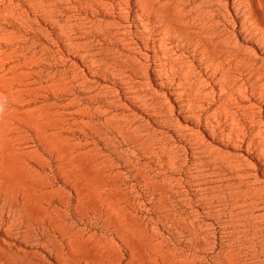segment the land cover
I'll return each mask as SVG.
<instances>
[{"label":"rangeland","instance_id":"rangeland-1","mask_svg":"<svg viewBox=\"0 0 264 264\" xmlns=\"http://www.w3.org/2000/svg\"><path fill=\"white\" fill-rule=\"evenodd\" d=\"M172 2L0 0V264H264L232 66Z\"/></svg>","mask_w":264,"mask_h":264},{"label":"bare ground","instance_id":"bare-ground-1","mask_svg":"<svg viewBox=\"0 0 264 264\" xmlns=\"http://www.w3.org/2000/svg\"><path fill=\"white\" fill-rule=\"evenodd\" d=\"M41 1V0H40ZM51 1V0H50ZM74 1V0H73ZM84 1V0H83ZM97 1V0H96ZM109 1V0H108ZM174 2H172L173 6L172 8H174V11L172 9L173 12H176L177 13V10L178 9H181V13H182V20H184V26L186 29V31H190L191 33H189V36L192 34L196 37V41L198 42V45H199V48L200 50L202 51L203 50V54L200 55V56H205L207 54H209V52L211 51L212 55H219L217 57L220 58V64L219 65H225V67H228V66H232V81L233 82H230V84H234V103H235V112H236V138H237V143L238 145L241 147L243 143L246 144V149L248 150V155H249V158L250 160H254V164L251 166V165H248L250 167V170H252L254 172V177L257 179L259 178L261 175L263 176L264 178V0H173ZM67 2V1H66ZM72 2V1H71ZM94 2V1H93ZM121 2V1H120ZM47 3V2H46ZM83 3V2H82ZM96 3V2H95ZM94 3V4H95ZM98 3H99V0H98ZM111 3V2H110ZM109 3V4H110ZM120 4V3H118ZM125 4V3H124ZM88 5H89V2H88ZM126 5V4H125ZM40 6V5H39ZM43 6V5H42ZM40 6V8L42 7ZM76 6V5H75ZM74 6V7H75ZM87 6V4H86ZM129 6V5H128ZM180 8H179V7ZM49 7V6H48ZM47 7V8H48ZM73 7V6H72ZM85 7V6H84ZM100 7V6H99ZM122 7V6H121ZM125 7V6H124ZM55 8V7H54ZM83 8V7H82ZM90 8V7H89ZM104 8V7H102ZM120 8V7H118ZM46 9V8H45ZM76 9V7H75ZM107 9V8H105ZM48 10V9H47ZM53 10V9H52ZM73 10V9H72ZM84 10V9H83ZM100 10V9H99ZM124 10V9H123ZM44 11V9H43ZM106 11V10H105ZM104 11V12H105ZM180 10H178L179 12ZM46 12V11H45ZM48 12V11H47ZM56 12V11H55ZM54 12V13H55ZM78 12V11H77ZM87 12V11H86ZM91 12V11H90ZM122 12V11H121ZM50 13V12H48ZM51 13H53V11H51ZM75 13V12H74ZM95 13V12H94ZM175 13V14H176ZM65 14V13H64ZM73 14V13H72ZM88 14V13H87ZM93 14V13H92ZM91 14V15H92ZM98 14V13H95V15ZM122 14V13H121ZM174 14V15H175ZM54 15V14H52ZM90 15V16H91ZM103 15V14H102ZM68 16V15H67ZM66 16V17H67ZM70 16V15H69ZM75 16V15H74ZM94 16V15H93ZM92 16V17H93ZM119 17V16H118ZM181 17V16H180ZM47 18V17H46ZM53 18V17H51ZM50 18V19H51ZM95 18V17H93ZM98 20L100 19L99 17H97ZM96 18V20H97ZM177 18V17H176ZM45 19V18H44ZM54 19V18H53ZM51 19V20H53ZM66 19V18H65ZM64 19V21H66ZM72 19V18H71ZM74 19V18H73ZM120 19V18H119ZM179 19V18H177ZM76 20V19H75ZM83 20V19H82ZM97 20V21H98ZM181 20V19H180ZM63 21V22H64ZM79 21V20H78ZM94 21V20H93ZM48 22V20H47ZM73 22V21H72ZM77 22V21H76ZM80 22H81V19H80ZM112 22V21H111ZM109 22V23H111ZM114 22V21H113ZM112 22V24H113ZM179 22V20H178ZM182 22V21H181ZM55 23H58V22H55ZM67 23V22H66ZM70 23V22H69ZM79 24V23H78ZM95 24V23H93ZM76 25V24H74ZM97 26V25H96ZM112 26V25H111ZM115 26V25H114ZM113 26V27H114ZM175 26V25H173ZM52 27V26H51ZM61 27V26H59ZM71 27H73L71 25ZM76 27V26H75ZM80 27V25L78 26ZM83 27V26H82ZM81 27V28H82ZM86 27V26H85ZM117 27V26H115ZM92 29V27H90ZM90 28H89V32H90ZM183 28V27H182ZM70 29V28H69ZM67 29V30H69ZM80 29V28H79ZM95 30L97 29L94 28ZM59 30V29H58ZM66 30V29H65ZM64 30V31H65ZM78 30V29H77ZM86 30V28L84 29ZM82 31V30H81ZM70 32V31H69ZM72 32H74V29H72ZM84 32V31H82ZM93 32V31H92ZM116 32V30H115ZM174 32V30H173ZM188 32H186L188 34ZM60 33V32H59ZM67 33V32H66ZM94 33V32H93ZM175 33V32H174ZM182 33V32H181ZM57 34V33H56ZM71 34V33H70ZM76 34V33H75ZM84 34V33H83ZM108 34V33H107ZM114 34V33H113ZM112 34V35H113ZM116 34H118L116 32ZM61 35V34H60ZM80 35V34H78ZM91 35V34H90ZM106 36V34H104ZM184 35V33H183ZM183 35H179L181 38H183ZM64 36L66 37V35L64 34ZM69 36V35H67ZM71 36V35H70ZM82 36V35H81ZM94 36V35H93ZM174 36V34H173ZM64 37V38H65ZM73 37V36H72ZM71 37V38H72ZM78 37V36H76ZM74 37V39L76 38ZM107 37V36H106ZM112 37V36H111ZM187 37V36H186ZM63 38V37H62ZM79 38V37H78ZM108 38V37H107ZM189 38V37H188ZM70 39V37H69ZM89 40V37L87 38ZM85 39V40H87ZM94 39V38H93ZM91 39V40H93ZM120 39V38H119ZM117 39V41L119 40ZM192 39V37H191ZM111 41H113L111 38H110ZM109 40V42H110ZM121 40V39H120ZM184 40V38L182 39ZM83 41V39H82ZM106 41V40H105ZM108 41V39H107ZM115 41V42H117ZM124 41V40H123ZM190 41V40H189ZM188 41V42H189ZM193 41V39H192ZM74 41H72L73 43ZM79 42V40H78ZM77 41H75V43H78ZM85 42V41H84ZM87 42V41H86ZM122 42V41H121ZM175 42V41H174ZM177 42V41H176ZM71 43V41H70ZM106 43V42H105ZM127 43V42H126ZM186 44V42H184ZM67 44V43H65ZM74 44V43H73ZM73 44L71 45V47L73 46ZM118 44V42H117ZM174 44H177V43H174ZM81 45V43H80ZM82 45H85V44H82ZM89 45V44H88ZM110 45V44H109ZM128 45V44H127ZM182 45V42L181 44ZM42 46V44H41ZM87 46V45H86ZM84 46V47H86ZM91 46V45H89ZM114 46V45H113ZM112 48H116V47H113ZM185 46V45H184ZM194 46V45H193ZM195 46H196V42H195ZM38 47V46H37ZM40 47V45H39ZM76 47V46H75ZM79 47V45H78ZM83 47V46H82ZM83 47V48H84ZM125 47V46H124ZM123 47V48H124ZM128 47V46H127ZM87 48V47H86ZM85 48V49H86ZM134 48V47H132ZM176 48H177V45H176ZM188 48V47H187ZM210 48V50H208ZM74 49V48H73ZM81 49V51L83 50L82 48H79ZM129 49V48H128ZM180 49V48H179ZM194 49V48H193ZM39 50V49H38ZM112 50V49H111ZM115 51H117L116 49H114ZM123 50V49H122ZM186 50V49H185ZM190 50H191V47H190ZM199 49H197L198 51ZM213 50V51H212ZM94 51V50H93ZM91 52L92 54L94 52ZM108 51V49L106 50ZM113 51V50H112ZM131 51V50H130ZM192 51V50H191ZM190 51V52H191ZM196 51V52H197ZM36 52V51H35ZM34 52V53H35ZM80 52V51H79ZM89 53V51H87ZM86 50H85V53H87ZM122 52V51H121ZM132 52V51H131ZM182 52V51H181ZM195 52V53H196ZM214 52V53H213ZM174 53L175 50H174ZM200 53V52H199ZM207 53V54H206ZM116 54V53H115ZM118 54V53H117ZM126 54V53H125ZM182 54V53H181ZM185 54V53H184ZM191 54V53H190ZM198 54V53H196ZM195 54V55H196ZM81 55L82 52H81ZM86 56V54H84ZM89 55V54H88ZM91 55V54H90ZM98 55V53H97ZM109 55V54H108ZM123 55V54H122ZM192 56H194V51H193V54H191ZM210 55V54H209ZM208 55V57H209ZM211 55V56H212ZM84 56V57H85ZM93 55H91L92 57ZM117 56V55H116ZM115 56V57H116ZM127 56V55H126ZM186 56V55H185ZM191 56V57H192ZM87 57V56H86ZM90 57V58H91ZM120 57V56H119ZM118 57V58H119ZM195 57V56H194ZM201 57V58H202ZM89 58V57H88ZM122 58V57H121ZM199 58V57H197ZM101 59V63H103V61H105L104 59ZM99 59V60H100ZM128 59V58H127ZM127 59H124V60H127ZM205 59V57H204ZM203 59V60H204ZM212 59V58H211ZM215 59V58H214ZM213 59V60H214ZM89 60V59H88ZM93 60V59H92ZM91 60V61H92ZM97 60V59H96ZM115 60V59H114ZM122 60V59H121ZM132 60V57L131 59ZM129 60V61H130ZM189 60V59H188ZM207 60L209 61L210 60V57L209 59L207 58ZM94 61V60H93ZM92 61V62H93ZM113 61V60H112ZM120 61V60H119ZM190 61V60H189ZM199 61V60H198ZM127 62V61H125ZM202 62V61H201ZM213 62V61H212ZM219 62V61H218ZM136 63V61H135ZM210 64V67H211V63L209 61ZM217 63V62H215ZM89 64H92V63H89ZM105 62L103 63V66H104ZM111 64V63H110ZM125 64V63H124ZM127 64V63H126ZM131 64H132V61H131ZM205 63H203L204 65ZM97 65V63L95 64ZM114 65V64H113ZM120 65V64H119ZM129 65V64H128ZM134 65V64H133ZM193 65V64H192ZM195 65V63H194ZM206 65V64H205ZM207 65V66H208ZM218 65V63L216 64ZM228 65V66H226ZM94 66V65H92ZM91 66V67H92ZM112 66V65H111ZM131 66V65H130ZM215 66V65H214ZM211 67V68H214ZM230 66V67H231ZM88 67V66H87ZM90 67V66H89ZM98 67V65H97ZM217 66H215V69ZM223 69L220 67V69L224 70V66H222ZM132 68V67H131ZM209 68V67H207ZM219 68V67H218ZM127 69H129L127 67ZM136 69H137V66H136ZM135 69V70H136ZM144 69V68H143ZM124 70V69H123ZM130 70V69H129ZM134 70V71H135ZM146 70V69H145ZM230 70V69H229ZM228 70V71H229ZM141 71V70H140ZM209 71V70H208ZM212 71V70H210ZM226 72V70H224ZM127 72V71H126ZM144 72V71H143ZM215 72V71H214ZM223 72V71H222ZM224 72V74H225ZM230 72V71H229ZM98 73V72H97ZM207 73V71H206ZM124 74V73H123ZM131 74V73H130ZM133 74V73H132ZM131 74V76H132ZM210 74V73H209ZM214 74V73H213ZM218 74V72H217ZM220 74V72H219ZM230 74V73H229ZM127 75V74H126ZM125 75V76H126ZM146 75H149L148 73ZM226 75V74H225ZM224 75V76H225ZM129 76V75H128ZM141 76V75H140ZM139 76V77H140ZM211 76V75H210ZM214 76V75H213ZM227 76V75H226ZM130 77V76H129ZM128 77V78H129ZM137 77V76H136ZM228 76L225 77V81H228L229 78ZM212 78V77H211ZM214 78V77H213ZM223 78V77H222ZM227 78V80H226ZM206 79V78H205ZM215 79V78H214ZM126 80V79H124ZM123 80V81H124ZM131 80H135V79H131ZM130 80V82H131ZM145 80V79H144ZM149 80V78H148ZM216 80V79H215ZM214 80V81H215ZM224 80H223V83H224ZM213 81V82H214ZM219 81H221V76H220V79H218V81L216 83H218ZM230 81V80H229ZM228 81V82H229ZM129 82V83H130ZM144 82V81H142ZM141 82V83H142ZM209 82V81H208ZM212 82V84H213ZM149 82H147L148 84ZM151 83V82H150ZM205 83V82H204ZM215 83V82H214ZM222 83L221 86H224V84H226L227 82H225L224 84ZM144 84V83H143ZM219 84V83H218ZM228 84V83H227ZM151 85V84H150ZM206 85V84H205ZM204 85V86H205ZM217 85V84H216ZM142 86V85H141ZM153 86V85H152ZM209 86H211L209 84ZM228 86V85H227ZM139 87V86H138ZM206 87V86H205ZM204 87V88H205ZM225 87V86H224ZM232 87V86H231ZM141 88V87H139ZM138 88V89H139ZM146 89V87H144ZM152 88V87H150ZM230 89V87H228ZM149 89V88H148ZM153 89V88H152ZM208 89V88H207ZM206 89V90H207ZM137 90V89H136ZM141 90V89H140ZM150 90V89H149ZM213 90V89H212ZM104 91V90H103ZM143 91V90H142ZM145 91V90H144ZM215 91V90H214ZM213 91V92H214ZM220 91L219 94H222L224 95V92H225V89L223 88V91L221 90L220 88ZM226 91H229L227 90L226 88ZM150 92V91H148ZM210 92V91H208ZM212 92V91H211ZM216 92V93H218ZM105 93V92H104ZM140 93V92H139ZM230 93V92H229ZM97 94V93H96ZM102 94V93H101ZM142 94V93H141ZM157 94V92H156ZM213 94V93H212ZM217 94V95H219ZM225 94L228 95V93L225 92ZM98 95V94H97ZM143 95V94H142ZM140 95V96H142ZM151 95V94H150ZM206 95H208L206 93ZM215 94H213L214 96ZM221 95V96H222ZM138 96V94H137ZM157 96V95H155ZM162 96V95H161ZM209 96V95H208ZM210 96L212 97V95L210 94ZM225 96V95H224ZM139 97V96H138ZM154 97V96H153ZM158 97V96H157ZM210 97V98H211ZM219 97V96H218ZM217 97V99H218ZM231 97V95H230ZM104 98V97H103ZM136 98V97H135ZM141 98V97H140ZM139 98V99H140ZM145 98V97H143ZM141 98V100L143 99ZM148 98V97H147ZM151 98V97H150ZM216 98V97H215ZM96 99V98H95ZM152 99V98H151ZM232 99V98H231ZM107 100V99H106ZM208 100H213L212 99H209L208 97ZM215 100V99H214ZM228 100V99H227ZM108 101V100H107ZM145 101V100H143ZM149 101V100H148ZM152 101V100H151ZM157 101V99H156ZM98 102V101H97ZM93 103V102H92ZM140 103V101L138 102ZM142 103V101H141ZM159 103V102H158ZM165 103V101H164ZM211 103V102H210ZM96 104V103H95ZM107 104V103H106ZM104 104V105H106ZM152 104V103H151ZM155 104V102H154ZM153 104V105H154ZM219 104H220V101H219ZM233 104V103H232ZM141 105V104H140ZM143 106L145 105V102L142 104ZM141 105V106H142ZM152 105V106H153ZM167 105V103L165 104ZM215 105V104H214ZM99 106V105H98ZM157 106V105H156ZM219 107V106H217ZM216 107V108H217ZM97 108V107H96ZM105 108V107H104ZM145 108V107H144ZM162 108V107H161ZM101 109V108H100ZM102 109H103V106H102ZM223 109V108H222ZM96 110V109H95ZM108 110V109H107ZM106 110V112H107ZM129 110V109H128ZM216 110V109H215ZM218 110V109H217ZM223 111V110H222ZM92 112V111H91ZM101 112V111H100ZM104 111H102L103 113ZM95 113V111L93 112ZM109 113V112H108ZM157 113V112H156ZM159 113V112H158ZM165 113V112H163ZM162 113V114H163ZM217 113V112H216ZM96 114H99L100 113L97 111ZM132 114V113H131ZM161 114V113H160ZM94 116V114H92ZM102 115V114H101ZM107 115V114H106ZM126 115V114H125ZM130 115V114H129ZM157 115V114H156ZM224 115V114H223ZM226 115V114H225ZM233 115V114H232ZM109 116H112L111 114ZM120 115L118 116H114V117H119ZM113 117V116H112ZM112 117H110L112 119ZM113 117V118H114ZM125 117V116H124ZM106 118V117H105ZM109 118V119H110ZM116 118V119H117ZM107 119V118H106ZM105 119V120H106ZM110 119V120H111ZM115 119V121L117 122V120ZM120 119V118H119ZM118 119V120H119ZM132 119V118H131ZM108 120V119H107ZM114 120V119H112ZM138 120V119H137ZM224 120V119H223ZM125 121V120H124ZM131 121V120H130ZM172 121V119H171ZM226 121V120H225ZM111 122V121H109ZM115 122V123H116ZM126 122V121H125ZM132 122V121H131ZM174 122V121H173ZM114 123V126L118 125L116 124L115 125ZM138 123V122H137ZM235 123V122H234ZM112 124V123H111ZM120 124V122H119ZM106 125H107V122H106ZM124 125V123H123ZM132 125V124H131ZM209 125V123H208ZM232 125V124H231ZM122 125H118V127L122 128L121 127ZM127 126V123L126 125ZM130 126V125H128ZM210 126V125H209ZM220 126V125H219ZM131 127V126H130ZM227 127V126H226ZM125 128V127H124ZM128 128V127H127ZM177 128V127H176ZM179 128V127H178ZM119 129V128H118ZM130 129H134V128H129ZM122 130V129H121ZM126 130V129H125ZM136 130V129H134ZM232 130V129H231ZM120 131V130H118ZM123 131V130H122ZM220 131V129L218 130ZM121 132V131H120ZM119 132V133H120ZM125 132V131H124ZM144 132H147V131H144ZM224 132V131H223ZM229 132V131H228ZM122 133V132H121ZM136 133V131L134 132ZM221 133V132H220ZM126 134V133H125ZM142 134V133H141ZM149 134V133H148ZM147 134V135H148ZM215 134V133H214ZM134 135V134H133ZM216 135V134H215ZM218 135V134H217ZM124 136V135H123ZM125 137V136H124ZM143 137V135H142ZM146 137V136H145ZM145 137H143L145 139ZM152 137L151 135L147 138V139H152L150 138ZM156 138V137H155ZM162 139V138H161ZM227 139V138H226ZM142 143L144 140L140 139ZM230 140V139H229ZM228 140V141H229ZM158 139H157V142L155 143H158ZM161 141V140H160ZM145 142V141H144ZM143 142V143H144ZM147 142V141H146ZM233 142V141H232ZM235 142V141H234ZM139 143V145H140ZM161 143V142H160ZM144 144H147V143H144ZM163 144V143H162ZM234 144V143H233ZM142 145V144H141ZM155 145V144H154ZM153 145V147H154ZM159 145V144H158ZM161 145V144H160ZM235 145V144H234ZM146 146V145H145ZM162 146V145H161ZM160 146V147H161ZM151 147V146H150ZM158 147V146H157ZM156 147V148H157ZM155 150H159L158 148ZM163 148V147H162ZM170 148V146H169ZM152 149V148H151ZM149 150V149H148ZM172 150V149H171ZM159 151H162V149L160 148ZM158 152V151H157ZM164 152V151H162ZM161 153V152H159ZM169 153H171L169 151ZM239 154V153H238ZM158 155V154H157ZM156 155V156H157ZM161 154H159L158 156H160ZM169 155V154H168ZM242 155V154H241ZM162 156V155H161ZM240 158V157H239ZM241 160V159H240ZM244 161V160H243ZM251 161V162H252ZM250 163V162H249ZM243 164V163H241ZM245 164V163H244ZM251 164V163H250ZM245 166V165H244ZM242 168V167H241ZM240 168V169H241ZM245 168V167H244ZM238 171V170H237ZM244 171V170H243ZM252 172V173H253ZM245 176V175H244ZM251 177V176H250ZM240 180V179H239ZM258 182V180H256ZM256 182V183H257ZM240 183V182H239ZM261 183H262V180H261ZM260 183V185H262ZM256 185V184H255ZM258 185L256 187H254V190L256 191L258 188ZM246 186V185H244ZM243 186V187H244ZM263 186H264V179H263ZM249 189V188H248ZM264 189V187H263ZM260 199H261V196L259 195L258 196ZM262 213V212H261ZM248 239V238H247ZM263 241V240H262ZM239 244V243H238ZM263 245H264V242H263ZM259 246V245H258ZM257 246V248H258ZM262 247V246H261ZM260 248V247H259ZM263 248V247H262ZM260 248V252L262 253L263 249ZM258 250V249H257ZM259 251V250H258ZM252 252V251H251ZM256 253V251L254 252ZM257 255V253H256ZM259 255V254H258ZM253 257H256L253 255ZM262 257V256H261ZM260 257V258H261ZM257 258L259 259V256H257ZM262 259V258H261ZM256 261V260H255ZM262 262V260H261Z\"/></svg>","mask_w":264,"mask_h":264}]
</instances>
